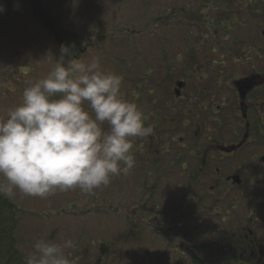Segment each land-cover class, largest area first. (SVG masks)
<instances>
[{
	"label": "rangeland",
	"instance_id": "rangeland-1",
	"mask_svg": "<svg viewBox=\"0 0 264 264\" xmlns=\"http://www.w3.org/2000/svg\"><path fill=\"white\" fill-rule=\"evenodd\" d=\"M43 1L67 32L58 41L41 27L29 0H0V193L19 209V249L32 264H98L103 245L108 264H156L167 238L153 240L142 223L179 192L162 187L154 196L144 194L156 173L141 162L147 154L131 108L141 94L147 103L153 71L166 77L161 43L185 30L191 39L198 29L212 32L214 23H203L197 14L221 11L225 0L207 8L202 0ZM214 17L215 23L222 21ZM71 33L85 38L79 53ZM64 53L77 54L68 63L75 75L68 83ZM184 69L171 67L168 75L177 78ZM144 104L140 115L146 113ZM135 149L139 170L123 162ZM148 198V212L132 217L131 210ZM204 253L210 262L223 263L218 254ZM180 257L170 259L182 264L186 258Z\"/></svg>",
	"mask_w": 264,
	"mask_h": 264
},
{
	"label": "flooded vegetation",
	"instance_id": "flooded-vegetation-1",
	"mask_svg": "<svg viewBox=\"0 0 264 264\" xmlns=\"http://www.w3.org/2000/svg\"><path fill=\"white\" fill-rule=\"evenodd\" d=\"M202 1L205 8L214 2ZM219 8L197 14L203 23H214L210 33L198 29L191 39L185 30L175 39L167 30L160 62L166 77L153 71L147 103L141 94L131 108L147 154L139 159L156 173L143 190L179 192L142 223L153 240L167 238L156 264H174L172 254L186 258L182 264H264V0H225ZM171 67L185 69L175 78L168 75ZM150 119L155 122L148 124ZM138 152L125 155L131 169H140ZM209 236L210 242H202ZM102 248L97 262L108 264L109 250ZM209 250L223 263L210 262L204 253Z\"/></svg>",
	"mask_w": 264,
	"mask_h": 264
},
{
	"label": "trees",
	"instance_id": "trees-1",
	"mask_svg": "<svg viewBox=\"0 0 264 264\" xmlns=\"http://www.w3.org/2000/svg\"><path fill=\"white\" fill-rule=\"evenodd\" d=\"M30 6H32L34 16L37 18L41 27H43L48 34L53 38V40L58 41L59 36L67 32L62 30L59 22L56 20L55 17L50 15L46 10V5L43 0H29ZM62 33V34H61ZM71 35L76 36L75 42L77 48L72 49V51L78 52L79 46L84 44L86 41L85 38L82 37L79 33H74ZM80 37V38H79ZM78 46V47H77ZM79 53V52H78ZM77 55V54H76ZM73 53L70 54H63V58H66V62L64 64V68H68V63L73 59H77ZM66 70V69H65ZM75 75L70 71L68 68L66 75L64 77V81L68 83L70 79L74 78ZM57 103L55 109H57ZM126 155V154H125ZM125 155L123 156L125 158ZM128 156V154H127ZM145 195L150 194V196L156 195L159 191H143ZM185 197V196H184ZM147 201V202H146ZM143 201L142 205L137 207L136 209H132L131 212H134L137 215L139 212L147 213V209H149V198L148 200ZM179 203L176 201V204ZM158 204V202H157ZM18 207L16 204L6 197L5 194L0 193V264H32L30 261L25 259L24 254L19 249L18 239H17V232L18 227L20 226V219L18 215ZM131 215V214H130ZM131 218V216H130ZM117 254V253H116Z\"/></svg>",
	"mask_w": 264,
	"mask_h": 264
}]
</instances>
